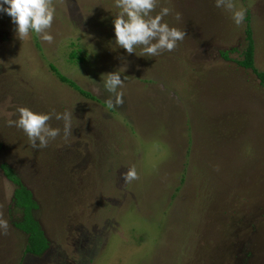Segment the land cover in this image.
I'll list each match as a JSON object with an SVG mask.
<instances>
[{
    "label": "rangeland",
    "instance_id": "rangeland-1",
    "mask_svg": "<svg viewBox=\"0 0 264 264\" xmlns=\"http://www.w3.org/2000/svg\"><path fill=\"white\" fill-rule=\"evenodd\" d=\"M52 4L51 43L34 33L20 41L0 13V163L30 191L49 241L41 256L24 251L15 185L0 168V264H264V88L236 62L245 18L234 25L214 0H158L153 14L167 6L162 20L185 35L142 57L113 49L114 0ZM233 4L248 13L264 70V0ZM114 70L123 103L109 107L100 75ZM20 106L67 111L68 134L51 118L61 132L33 148L6 123ZM129 167L137 178L125 183Z\"/></svg>",
    "mask_w": 264,
    "mask_h": 264
},
{
    "label": "clouds",
    "instance_id": "clouds-1",
    "mask_svg": "<svg viewBox=\"0 0 264 264\" xmlns=\"http://www.w3.org/2000/svg\"><path fill=\"white\" fill-rule=\"evenodd\" d=\"M158 0H114L116 11L111 14L113 31V49L122 48L125 53L136 55L135 49L139 48V56L154 57L162 51H171L177 41L183 39L184 32L177 27L169 26L162 18L167 16L170 9L161 6L153 14ZM214 6L223 8L230 13L232 23L239 26L244 20V9L236 8L233 0H214ZM0 13L7 14L13 25L14 35L20 40H25L29 33H34L42 41L51 43L53 37L47 31L55 13L52 0H0ZM179 19V13H176ZM137 56V55H136ZM125 65H123L124 69ZM120 68V67H119ZM120 71L102 73V87L110 93L106 100L109 107L123 103V92L120 90L123 80ZM15 119H8L6 123L20 129L26 136L28 143L33 148L45 147L49 140L54 139L61 129L51 127L47 123L51 118L62 120L63 133L66 136L70 130V113L67 111L36 112L27 107H17L14 112ZM125 183L137 178L134 167L127 168L122 173ZM8 222L0 219V230L6 231Z\"/></svg>",
    "mask_w": 264,
    "mask_h": 264
},
{
    "label": "trees",
    "instance_id": "trees-1",
    "mask_svg": "<svg viewBox=\"0 0 264 264\" xmlns=\"http://www.w3.org/2000/svg\"><path fill=\"white\" fill-rule=\"evenodd\" d=\"M244 18L246 20L245 33L248 41L245 45V48L242 50V57L240 59H237L236 62L242 67L249 68L257 76L260 84L264 88V70H258L254 66L253 49L249 35V17L247 12ZM75 56L76 54L73 51L70 52V57ZM48 65L51 71L57 76L59 81L64 82L68 86L74 88L86 98L98 101V98L95 95H92L90 92L80 88L72 79L60 73L53 64L48 63ZM0 168L5 177L15 185L13 189L12 199L15 205L20 208L22 216L19 220L14 221L13 224L15 225V227L22 230L26 234L24 251L30 252L35 256H41L47 252L49 241L42 231L40 224L32 216V210L36 207L37 204L33 200L30 191L21 183L19 177L14 173L11 167H9L4 162H1Z\"/></svg>",
    "mask_w": 264,
    "mask_h": 264
}]
</instances>
